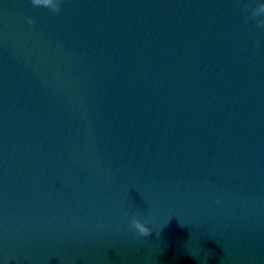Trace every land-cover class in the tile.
<instances>
[{
	"label": "water",
	"instance_id": "water-1",
	"mask_svg": "<svg viewBox=\"0 0 264 264\" xmlns=\"http://www.w3.org/2000/svg\"><path fill=\"white\" fill-rule=\"evenodd\" d=\"M60 3L0 0V264H264L249 0Z\"/></svg>",
	"mask_w": 264,
	"mask_h": 264
},
{
	"label": "clouds",
	"instance_id": "clouds-1",
	"mask_svg": "<svg viewBox=\"0 0 264 264\" xmlns=\"http://www.w3.org/2000/svg\"><path fill=\"white\" fill-rule=\"evenodd\" d=\"M31 3L33 6H42L45 8H49L54 14L59 13L60 8H61V3L60 0H58V4L55 8H50L51 0H31ZM255 4L253 7L252 5ZM243 11L248 12L249 15L246 17V21H254L255 22V27L260 30H264V3H257L256 0H249V3L245 6ZM28 24H34L35 21L31 18L28 17L26 18ZM261 44V41L257 39L256 45L254 48V51L256 49H259ZM132 228L136 230V232L140 236H149L151 234V229L149 227H146L145 224L141 223L139 220H133L132 221ZM194 259L193 257H191ZM205 264L207 262L205 261Z\"/></svg>",
	"mask_w": 264,
	"mask_h": 264
}]
</instances>
